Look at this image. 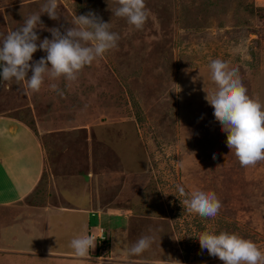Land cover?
<instances>
[{
	"label": "rangeland",
	"instance_id": "rangeland-1",
	"mask_svg": "<svg viewBox=\"0 0 264 264\" xmlns=\"http://www.w3.org/2000/svg\"><path fill=\"white\" fill-rule=\"evenodd\" d=\"M44 3L0 0V33L19 28ZM145 4L149 17L137 30L114 15L113 0H58L59 20L41 15V40L52 38L47 29L64 32L77 15L92 11L111 23L120 37L118 46L85 67L75 81L45 78L39 92L14 80L1 86L0 112L42 133L44 179L63 174L82 187V169L125 168L101 186L119 192L117 206L131 208L134 216L114 219L113 225L103 217L102 226L114 232L111 242L100 241L104 257L109 245L112 255L130 260L124 264H224L201 251L203 232L234 233L264 250V161L240 165L203 90L204 79L209 92L216 90L209 64L219 58L238 70L247 94L264 104V0ZM41 57L46 58L42 50L33 54L34 61ZM90 137L96 142H87ZM92 148L105 155L104 166L88 165L97 164L87 161ZM178 184L186 191L214 192L222 203L218 215L202 218L187 212L180 201L185 197L176 196ZM40 200L31 195L25 203ZM28 207L22 213L23 208L6 210L0 203V264H98L97 244L89 259L52 256L74 252L70 241L86 228L82 214L67 227L65 214L43 211V219H35ZM142 236H153L155 242L142 255H130L129 248Z\"/></svg>",
	"mask_w": 264,
	"mask_h": 264
},
{
	"label": "clouds",
	"instance_id": "clouds-1",
	"mask_svg": "<svg viewBox=\"0 0 264 264\" xmlns=\"http://www.w3.org/2000/svg\"><path fill=\"white\" fill-rule=\"evenodd\" d=\"M117 5L113 11L117 17L125 18L129 25L142 30L149 17L145 0H113ZM58 0H45L40 11L27 16L22 25L6 34L0 33V86L15 81L16 85L26 84V90L39 92L45 78L75 81L87 66L118 46L120 39L111 31V23L104 22L95 12L77 15L71 21L72 27L61 32L60 28L47 29L52 38L43 40L37 29L45 26L42 14L52 20H59ZM42 50L46 58L33 60V54ZM50 65V66H49ZM211 80L216 90L209 92L204 79L206 101L214 109L216 120L227 133V146L234 151L242 167L254 166L264 161V104L247 94V89L238 76L237 69H229L227 61L212 60L209 64ZM29 71L32 75L29 77ZM197 78H193L195 82ZM53 90L63 92L52 84ZM213 159H216L213 154ZM219 167V166H218ZM179 199L185 210L202 218L218 215L222 203L211 191H186L176 185ZM105 239V238H104ZM201 251L207 250L212 257H218L224 264H264V250L251 240L234 233L219 234L203 232L198 237ZM155 242L153 236L140 237L130 248L129 254L140 256ZM92 235L73 238L69 247L78 258H87L96 248Z\"/></svg>",
	"mask_w": 264,
	"mask_h": 264
},
{
	"label": "crops",
	"instance_id": "crops-1",
	"mask_svg": "<svg viewBox=\"0 0 264 264\" xmlns=\"http://www.w3.org/2000/svg\"><path fill=\"white\" fill-rule=\"evenodd\" d=\"M0 71H2V69H0ZM41 134L42 133L38 131V129L34 130L19 118L12 117L5 112H0L1 205H3L6 210H17V212L21 211L23 208L24 210H22V213H25V207L29 206L28 208L32 214H35V219H43V211L63 213L66 216L65 222H67V227L79 222L77 214H82L86 228L80 235H96L102 232L104 238H106L105 241L109 240V242H111L112 233L114 234V232L112 231L111 233L108 228L103 227V217H110L108 218V224L113 225L114 219L123 218L129 221L134 214L131 208L117 206V197L120 194L117 191H112L110 187L106 186L109 183L111 184V181L105 180V178H107V176L111 178L121 176L125 168H122V170L116 168L114 171L107 169L98 171L91 170L90 168H87V170L82 169V171L78 173V176H80V173H82V177L84 176L82 181L84 185L82 187H75L76 184L72 183L70 179L75 177H64L66 175L63 174H50L47 175V179H44L42 174L46 163L43 147L44 142L41 140ZM94 141L95 140H92L91 137L87 140V142L91 144ZM97 152L98 149L92 148L90 152L86 153L88 163L89 160L91 162L93 160L97 162V164L89 163L88 165L104 166L101 162L104 161L103 157L105 155L100 152L97 154ZM120 164L118 163L119 166ZM120 167H122V164ZM105 183H107L105 186L108 189L101 186ZM31 195H36V198H41L40 202L33 205L25 203L26 199ZM16 204L21 205L17 207L15 206ZM72 228L75 229L73 226ZM115 229V227H112V230ZM126 229L128 228L126 227ZM96 241L97 255L95 256H97V259L95 262L98 264H116V261L120 262L118 264H124V262L130 261L123 258L124 256L118 257L117 255H112L109 251V245L107 253L110 256L106 255V257H104L101 253V248H99V246H101V239H96ZM92 252L93 251H91L90 255L87 257L88 259L94 255ZM52 253V256L68 257L74 255V252ZM113 258H115L114 260L116 261L111 260ZM131 262L139 261L134 260ZM36 263L40 264L39 261H36Z\"/></svg>",
	"mask_w": 264,
	"mask_h": 264
},
{
	"label": "built area",
	"instance_id": "built-area-1",
	"mask_svg": "<svg viewBox=\"0 0 264 264\" xmlns=\"http://www.w3.org/2000/svg\"><path fill=\"white\" fill-rule=\"evenodd\" d=\"M89 235H92V236H94V237L98 236L97 238L104 239V235H103L102 232H100V233H98V234H96V235H94V234H89Z\"/></svg>",
	"mask_w": 264,
	"mask_h": 264
},
{
	"label": "trees",
	"instance_id": "trees-1",
	"mask_svg": "<svg viewBox=\"0 0 264 264\" xmlns=\"http://www.w3.org/2000/svg\"><path fill=\"white\" fill-rule=\"evenodd\" d=\"M63 81V80H62ZM40 126H42V124L40 123Z\"/></svg>",
	"mask_w": 264,
	"mask_h": 264
}]
</instances>
